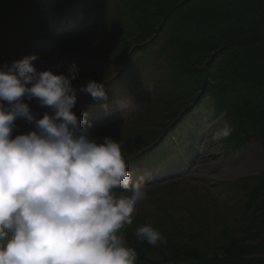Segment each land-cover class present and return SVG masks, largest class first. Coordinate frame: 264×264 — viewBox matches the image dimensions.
I'll use <instances>...</instances> for the list:
<instances>
[{"label":"trees","instance_id":"1","mask_svg":"<svg viewBox=\"0 0 264 264\" xmlns=\"http://www.w3.org/2000/svg\"><path fill=\"white\" fill-rule=\"evenodd\" d=\"M78 1L72 0L70 5L76 7ZM86 1L91 3L87 10L92 13L87 15H94L95 22L104 23L109 17L119 21L117 28L124 23V30H117L120 45L110 53L76 60L79 70L101 77L103 65L98 66L95 59L105 60L115 68L109 77L118 72L116 83L128 76L132 79L137 69L148 64L165 72L177 90L158 114L148 110L138 117L139 124L130 127L136 141L146 138L145 147L159 145L154 154L175 152L185 161V152L197 149L195 138L202 131L205 115L215 114L233 129L222 139L224 143L238 149L253 140L264 148V0ZM21 5L19 0H0V67L23 58L22 50L38 52L33 39H21L16 26H33L28 25L31 17L36 24L41 16ZM9 32L13 37L6 35ZM132 56L140 63L131 64ZM178 102L183 105L181 110L174 109ZM104 135H113V131L104 130ZM125 138V144L131 146L132 138L127 134ZM152 152L130 154L128 163L134 165ZM236 184L248 199L244 214L250 212L255 224L249 236L230 242L223 251L202 253L183 238L182 227L171 226V221L172 229L161 232L166 243L157 246L139 241L137 228L125 229L122 236L126 246L136 251V264H264L260 256L264 255V173ZM251 238L253 242L248 241ZM154 254L161 259H151Z\"/></svg>","mask_w":264,"mask_h":264},{"label":"clouds","instance_id":"2","mask_svg":"<svg viewBox=\"0 0 264 264\" xmlns=\"http://www.w3.org/2000/svg\"><path fill=\"white\" fill-rule=\"evenodd\" d=\"M37 58L0 67V264H136L118 233L147 199L146 185L133 182L120 142L101 139L87 113L74 111L77 63L57 73L38 69ZM81 87L106 98L103 81ZM33 99L48 109L42 116L27 102ZM21 119L30 130L14 135ZM205 127L217 141L233 130L227 120ZM135 236L166 243L151 223Z\"/></svg>","mask_w":264,"mask_h":264},{"label":"rangeland","instance_id":"3","mask_svg":"<svg viewBox=\"0 0 264 264\" xmlns=\"http://www.w3.org/2000/svg\"><path fill=\"white\" fill-rule=\"evenodd\" d=\"M71 1L19 0L21 7L25 6L41 16V19L38 16L40 22L36 24H33L35 20L31 17V24L28 25L33 26H16L21 39H33L31 42L38 50L34 65L38 69L51 68L57 73L67 72L70 58L76 61L84 60L86 56H102L120 45L116 34L119 29L124 30V23L121 28H117L119 21L117 24L116 20L109 17L104 23L95 22L97 18L94 15H87L92 14L87 10L91 3L79 0L74 7L70 5ZM6 35L13 37L11 32ZM31 53L34 52L28 53L25 49L20 54L26 56ZM130 59L134 60L131 64L140 63L136 57ZM95 60L98 66L103 65L101 77L94 78L79 70L78 77L73 81L77 97L74 111L78 115L87 113L95 133L101 139L104 130H108V133L112 130V136L120 142L124 155L130 151L126 153V159L144 150L152 152L159 145L145 147L148 140L140 138L136 141L137 135L135 138L131 134L133 132L130 127L138 125V117L148 110L158 114L172 101L170 95H175L177 90L168 81L165 72L148 64L142 65L145 69H137L132 79L128 76L115 83L118 72L115 71V75L109 77V73L114 72V66L105 60ZM90 79L104 82L106 98L95 100L82 90L81 86L86 85ZM29 102L33 112L41 116L48 111L36 99ZM173 106L176 110L183 107L179 102ZM216 121L222 123L224 120L221 115H205L202 131L195 138L197 149L185 152V161L181 162L175 152L157 151L155 154L152 152V156L150 153L149 156L144 155L139 161L135 159L137 163L134 165L130 162L133 182H144L147 199L136 205L132 213V224H124L119 235H125V229L133 231L145 223H151L160 232L169 231L171 226L178 225L184 231L183 238L202 253L223 251L230 242L249 236L248 232L252 230V224H255L250 219V212L244 214L248 199L236 183L264 173V148L253 140L238 149L222 140H213L211 129L205 126ZM23 122L26 121H16L14 135L30 130L31 126L26 122L25 127ZM124 133L132 138L131 146L125 144L128 140ZM169 221L173 222L171 226ZM248 241L253 242L254 239ZM150 258L161 259V255L154 254Z\"/></svg>","mask_w":264,"mask_h":264},{"label":"bare ground","instance_id":"4","mask_svg":"<svg viewBox=\"0 0 264 264\" xmlns=\"http://www.w3.org/2000/svg\"><path fill=\"white\" fill-rule=\"evenodd\" d=\"M203 171V170H202ZM224 172H226V169H223Z\"/></svg>","mask_w":264,"mask_h":264}]
</instances>
